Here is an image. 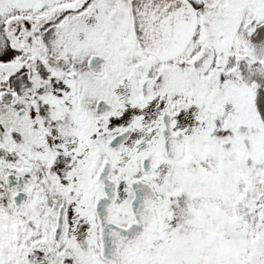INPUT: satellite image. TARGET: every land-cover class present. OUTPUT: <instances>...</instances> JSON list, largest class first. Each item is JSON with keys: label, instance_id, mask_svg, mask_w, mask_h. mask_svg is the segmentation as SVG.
Returning a JSON list of instances; mask_svg holds the SVG:
<instances>
[{"label": "snow or ice", "instance_id": "6c2138e0", "mask_svg": "<svg viewBox=\"0 0 264 264\" xmlns=\"http://www.w3.org/2000/svg\"><path fill=\"white\" fill-rule=\"evenodd\" d=\"M0 264H264V0H0Z\"/></svg>", "mask_w": 264, "mask_h": 264}]
</instances>
